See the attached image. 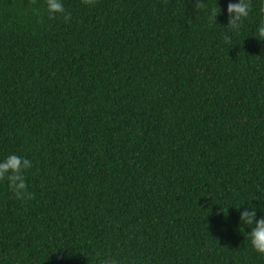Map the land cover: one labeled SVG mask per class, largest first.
<instances>
[{
  "label": "trees",
  "instance_id": "obj_1",
  "mask_svg": "<svg viewBox=\"0 0 264 264\" xmlns=\"http://www.w3.org/2000/svg\"><path fill=\"white\" fill-rule=\"evenodd\" d=\"M194 2L0 0V264H264L262 0Z\"/></svg>",
  "mask_w": 264,
  "mask_h": 264
},
{
  "label": "clouds",
  "instance_id": "obj_2",
  "mask_svg": "<svg viewBox=\"0 0 264 264\" xmlns=\"http://www.w3.org/2000/svg\"><path fill=\"white\" fill-rule=\"evenodd\" d=\"M85 2H90V0H85ZM45 3L50 17L62 15L65 20L68 19V13L65 12L63 0H45ZM193 8L197 11L203 9L204 0H195ZM228 12L231 14L227 24L229 29L239 30L241 18H246L249 15L250 4L247 0H237L235 3L228 4ZM212 15L216 18L217 13L215 9H213ZM259 16L260 20L256 24L253 37L256 38L257 42H264V0H262ZM30 168H32V162L28 158L16 155L15 153L6 155L0 159V181H7L8 187L11 188L12 193L17 199H23L30 195L27 191L25 178V173ZM240 206H235V208L239 210ZM222 211H224V208ZM261 211H264V208ZM256 217L257 205L252 204H250V209L246 208L240 214L242 225H247L251 228V231L247 235L252 249L256 253L264 255V216H261L259 219ZM72 255V253H65L58 256L57 259L61 262L71 260ZM102 264H120V261L115 259L104 260Z\"/></svg>",
  "mask_w": 264,
  "mask_h": 264
},
{
  "label": "bare ground",
  "instance_id": "obj_3",
  "mask_svg": "<svg viewBox=\"0 0 264 264\" xmlns=\"http://www.w3.org/2000/svg\"><path fill=\"white\" fill-rule=\"evenodd\" d=\"M249 57V56H248ZM169 226V225H168Z\"/></svg>",
  "mask_w": 264,
  "mask_h": 264
}]
</instances>
